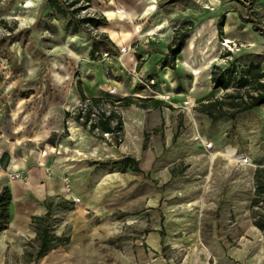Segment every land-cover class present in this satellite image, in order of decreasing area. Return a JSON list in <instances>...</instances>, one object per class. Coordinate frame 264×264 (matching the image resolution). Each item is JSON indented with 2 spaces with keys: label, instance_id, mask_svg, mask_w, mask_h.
<instances>
[{
  "label": "rangeland",
  "instance_id": "rangeland-1",
  "mask_svg": "<svg viewBox=\"0 0 264 264\" xmlns=\"http://www.w3.org/2000/svg\"><path fill=\"white\" fill-rule=\"evenodd\" d=\"M103 1L101 8L90 5L77 17L104 16L101 10L108 3L127 17L124 10L134 0ZM149 1L152 9L145 17L123 20V24L139 32L157 30L147 40H124L118 55L108 40L99 42L97 57L91 59L83 41L99 35L94 28L87 26L86 31L80 30L81 36L72 37L64 32L67 18L53 12L45 0H0V108L6 117L2 126L6 143L17 139L26 143L27 123H34L35 143L22 147H33L34 154L47 150L40 100L53 99L63 90L66 99H77L70 92L73 85L80 87L78 79L90 83L96 78L92 60L108 62L113 54L116 59L111 58L110 66H120L122 49L130 48L137 60L134 70L125 67L118 77H113L111 68L107 70L110 78H122L123 86L134 85L141 95L129 94L133 101L129 105L116 102L122 121L120 137L90 133L71 117L64 118V130L52 137L56 140L65 134L74 142L76 133L86 131L112 146L114 153L123 148L135 156L142 172L95 177L87 187L89 199L75 201L67 196L70 192H63L64 198L56 191L52 230L67 233L69 243L36 263L28 262L24 252L31 253L36 246L35 233L28 228L4 238L2 264H220L226 246L256 238L249 231L253 225L250 202L254 172L264 168V105L233 119L211 118L210 113L217 115L221 106H206L231 91L212 89L213 65L226 67L236 58L240 65L259 62L264 66L261 38L240 18L249 13L248 2ZM181 32L182 53L175 58L174 69L164 68V59L158 61L157 72L152 70V59L144 64L143 55L152 50L166 57L174 33ZM226 52L231 55H223ZM182 60L194 66L193 74L182 67ZM101 78L99 73L97 80L103 82ZM58 80L60 86L55 84ZM111 89L103 97L109 103L125 97L112 95ZM22 99L34 100L24 104ZM80 102L69 111L74 113ZM27 108L33 110L28 119L22 116ZM12 109H16L14 119L7 115ZM223 109H229L228 105ZM72 141L68 147L57 145L53 159L66 153L77 155ZM227 145L235 151L224 149ZM22 152L19 148L14 154ZM262 235L259 239H264Z\"/></svg>",
  "mask_w": 264,
  "mask_h": 264
},
{
  "label": "crops",
  "instance_id": "crops-1",
  "mask_svg": "<svg viewBox=\"0 0 264 264\" xmlns=\"http://www.w3.org/2000/svg\"><path fill=\"white\" fill-rule=\"evenodd\" d=\"M101 1L105 2L103 0H92L90 5L92 7L95 6L97 8H101ZM149 2V0H134L132 4L127 7L128 9L124 10L128 13L127 17L118 15L113 10V5H110V3L105 6L106 9L101 10L104 17L107 19L108 24L94 29L99 32V35L106 36V39L110 44V48L115 51L116 55H118L117 53L121 50L124 40H131L140 37H144L147 40L149 38L148 36H150L154 30H157L155 28H150L148 31L139 32L131 27L127 28L123 24V20L131 22L139 16L145 17L146 14L149 13V9H152L150 8L152 6H149ZM255 4L262 10V12H264V0H255ZM64 32L72 37L81 36V31L75 33L69 31ZM254 33L261 38L264 45V38L257 32L254 31ZM150 38L153 39V37ZM83 43L86 44L85 46L89 57L91 40L89 38H85ZM152 45L153 43L150 46ZM133 52L130 51V48L129 50L126 49L121 56L122 60L119 61L120 66H110L111 58L116 59L113 54L108 57V62L106 60L104 61L99 59L92 60L95 68H97L95 71L96 78L90 79V83L88 81L78 79L82 82L81 85H79L80 87L75 84L70 92V95L75 96L77 99H66V92L63 90L58 92L56 97L53 99L50 98L40 100L42 106L41 127H43L42 130L45 139L44 144L47 149L40 154H34L33 147L27 148L26 150L22 147V144L32 145L35 143L34 136L36 135V132L34 123H27V127H29L30 130H26V133L23 134L26 136V141H24L26 143L19 141V139L12 141L9 144L6 143L7 141L3 138L2 131V126L5 124L4 122L6 121V117L2 108H0V156L4 152L9 155V159L5 167L3 168L0 164V191L4 187H7L11 193L10 220L7 228L0 232V264L3 263L4 259V240H8L10 237L16 235L17 233H21L28 228L32 229L30 225L31 217L44 213L45 208L43 201L46 199L53 200L56 191H58L64 198L66 197L62 195V193L64 192L67 195V193L70 192L71 195L67 196H71L72 200L75 201H79V199H89L90 197L88 196L87 187L89 183H94L95 177L106 178L108 175L115 172L120 175L125 174L126 172L133 174L142 173L131 171L121 172L113 169L110 164L100 165L99 163H109L130 154L123 148L118 150V153H114L112 146H109L104 140H97L86 131L76 133L74 142L72 139H68L70 137L65 134L58 135V139L56 140L53 139V144L47 142L49 137H52L64 130V113L69 111L81 100L82 94L87 98L108 97V89L113 87L117 91L118 95L121 96H128L129 94L136 97L141 96L138 90H134V85H131L130 87L123 86L122 78H110L107 72L108 68H111L110 72L113 73V77H118V74L123 73V69H125V67L134 70L136 68L137 60L134 57ZM181 53L182 50L177 57L181 56ZM142 59L145 60L144 64L149 63L152 59V63L150 62L152 64V70L157 72L158 70L156 68L158 61L160 62V60H165V56H158L156 50H152L149 51V53L144 54ZM181 65L193 74L192 71L194 66L191 65L189 61L182 60ZM99 73L102 75L101 79L103 82L97 80ZM59 80L55 81L57 86L61 85L60 83L62 81ZM22 100L26 102L24 104H30L34 99ZM16 107V109L19 108L18 105ZM16 109H12L10 114H7L8 117H11L10 119H14ZM30 114H33V110L27 108L22 116H25L28 119ZM51 119H55V122H49ZM124 130L126 129L124 128ZM71 141L74 144L75 150L80 154L77 153L76 155L74 153H66L61 155L58 160L53 159L52 150H54L57 145L60 147H68L67 145L70 144ZM2 146L4 147L3 149H1ZM19 148H22L24 152H22L23 154L20 156H15L14 152ZM224 149L230 151L234 150V148L230 145L225 146ZM86 153L88 155H86ZM133 157L138 161L139 165V159L135 156ZM95 167L99 168L97 172L94 170ZM16 172L21 173L23 178L11 179L9 177L10 174ZM66 184L69 186V190L66 189ZM37 201L40 203L39 206L36 204ZM249 231L254 233L256 238L241 240L237 242L238 245L233 248H228V246H226L224 255L220 257V264H264V239H259L260 234L263 236L262 234L264 233L261 232L254 224L249 227ZM5 237L6 239H4Z\"/></svg>",
  "mask_w": 264,
  "mask_h": 264
},
{
  "label": "trees",
  "instance_id": "trees-1",
  "mask_svg": "<svg viewBox=\"0 0 264 264\" xmlns=\"http://www.w3.org/2000/svg\"><path fill=\"white\" fill-rule=\"evenodd\" d=\"M51 10L62 17L67 18L64 30L69 32H79L81 29L87 30V26L97 28L106 26L107 19L104 16L85 15L77 17L80 10L87 9L92 0H45ZM248 2L249 13L240 18L243 22L248 23L251 29L264 38V12L256 9L255 0H242L241 2ZM218 30L222 33V25L219 24ZM184 32L179 34L174 33L171 44L167 47V55L164 60V67L171 69L175 68V58L180 54L183 47ZM91 39L90 58L95 59L99 51V42L106 39L104 35L97 37H89ZM226 56L231 55L230 52L223 54ZM210 83L214 90L231 91L225 92L223 98L214 99L207 103V107H214L217 104L221 106L217 115L210 113L211 118L228 117L235 118L238 114L253 108L264 105V66L259 62H250L248 64H238V60L233 58L228 62L226 67L213 65L210 70ZM81 92V89H80ZM82 94V93H81ZM88 99L90 105L84 110L77 107L74 113L66 111L64 117H71L83 127H87L90 133L97 131L101 136L103 133H111L114 137H120L122 133V121L120 116L113 110L109 114L100 112L98 120L91 118V105H98L103 102H109L108 99L100 97L87 98L81 95V102ZM105 100V101H104ZM118 100L122 101L124 105L133 103L132 98L125 96L121 99H111V104H115ZM227 104L229 109L226 111L223 106ZM48 143L53 144V137L47 139ZM9 159L8 153H3L0 156V164L4 168ZM100 165L110 164L111 167L117 171L125 172H141L138 161L130 155L123 156L121 159L113 160L109 163H99ZM10 202L11 193L7 187L0 191V232L7 228L10 220ZM45 211L41 215H34L31 217L30 225L35 232L36 246L33 252H24L28 256V262H38L48 253L63 247L70 241L69 235L55 234L52 230L53 226V209L57 203L53 200L46 199L43 201ZM255 207L260 208L256 210ZM57 208V207H56ZM251 217L253 224L264 233V168L256 169L254 172V193L250 202ZM125 213L122 214L124 216Z\"/></svg>",
  "mask_w": 264,
  "mask_h": 264
},
{
  "label": "built area",
  "instance_id": "built-area-1",
  "mask_svg": "<svg viewBox=\"0 0 264 264\" xmlns=\"http://www.w3.org/2000/svg\"><path fill=\"white\" fill-rule=\"evenodd\" d=\"M120 9L117 10V12H119ZM264 22V21H263ZM122 51H126V49H122ZM110 93L112 95H115L117 94L116 90L115 89H111L110 90ZM91 103L88 99H86L85 101H82L80 102L79 106L80 108H82V110H84L87 106H89ZM111 103L109 102H103V103H100L98 105H91L90 108H91V118L93 120H98V115L100 112H104L105 114H109L111 110L115 111L116 109V102L114 105H110ZM116 112V111H115ZM88 127V126H87ZM108 134H111V133H103V135H108ZM9 177L11 179H22L23 178V175L19 172H16V173H12L9 175ZM66 189L69 190V186L66 184Z\"/></svg>",
  "mask_w": 264,
  "mask_h": 264
},
{
  "label": "bare ground",
  "instance_id": "bare-ground-1",
  "mask_svg": "<svg viewBox=\"0 0 264 264\" xmlns=\"http://www.w3.org/2000/svg\"><path fill=\"white\" fill-rule=\"evenodd\" d=\"M226 41H228V40L226 39ZM195 72H196V70H195Z\"/></svg>",
  "mask_w": 264,
  "mask_h": 264
}]
</instances>
